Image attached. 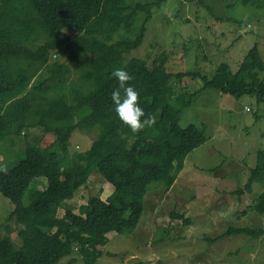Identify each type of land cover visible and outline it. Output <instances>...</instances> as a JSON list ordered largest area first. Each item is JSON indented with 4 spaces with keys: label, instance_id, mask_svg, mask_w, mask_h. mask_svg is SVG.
Here are the masks:
<instances>
[{
    "label": "trees",
    "instance_id": "obj_1",
    "mask_svg": "<svg viewBox=\"0 0 264 264\" xmlns=\"http://www.w3.org/2000/svg\"><path fill=\"white\" fill-rule=\"evenodd\" d=\"M165 1L0 0V142L15 146L25 131L47 129L44 113L51 108L68 116L66 127L56 132L51 143H28L24 157L0 171V194L14 206L6 219V234L0 233V264H58L74 253L85 264H95L102 255L98 247L108 242L107 234L124 235L137 228L149 186L173 187L188 155L207 141L203 128L180 125L181 108L173 101L172 80L191 77L202 82L200 90L185 92L184 106L207 89L236 99L256 96L264 102V60L257 46L248 51L236 72L221 66L211 77L201 72H162L143 58H127L144 42L153 16L149 5L153 9ZM139 13L142 27L133 40H127ZM116 34L119 40L113 41ZM60 49L70 51L68 62L47 63V73L33 78L34 65L47 61L51 52L60 60ZM117 68L132 75L129 83L138 90L145 115L154 119L151 127L132 132L116 117L111 93L117 84L111 74ZM76 131L96 134L84 152L83 178L96 172L114 190L106 200L103 191L91 196L78 213L66 207L61 217L59 210L75 196L64 178L73 164L70 141ZM37 179H46V190L32 186ZM262 181L264 151H259L248 182L234 194L251 192ZM251 209L264 214V191ZM14 225L20 226L21 245L11 237ZM233 235L259 239L264 229L230 227L215 239Z\"/></svg>",
    "mask_w": 264,
    "mask_h": 264
},
{
    "label": "rangeland",
    "instance_id": "obj_2",
    "mask_svg": "<svg viewBox=\"0 0 264 264\" xmlns=\"http://www.w3.org/2000/svg\"><path fill=\"white\" fill-rule=\"evenodd\" d=\"M130 3H152L159 0H128ZM264 0H166L152 9V19L142 46L127 58L139 57L151 68L162 72H201L211 77L217 68L229 66L239 69L248 51L257 46L264 60ZM127 33L133 40L142 27V13ZM72 37L75 32L67 31ZM119 34V33H118ZM116 34L113 41L119 40ZM38 61L30 74L36 78L47 73L46 64L68 62L70 51L60 49ZM264 76V74H262ZM194 80V81H192ZM173 101L181 108L180 125L190 124L205 130L207 141L191 152L184 169L170 189L152 183L145 196V209L137 228L124 235L111 232L108 242L99 246L102 255L95 264H264V236L259 239L246 235L227 236L216 240L230 227L264 229V214L258 215L251 206L264 191V183L256 182L251 192L234 194L248 182L255 168L258 152L264 151V102L256 96L236 99L215 89L201 90L185 105V92L202 88L199 78L187 77L171 82ZM184 106V107H183ZM45 128L29 129L16 138V145L0 142V169H9L23 157L28 143H51L56 132L66 127L68 116L51 108L44 113ZM67 118V120H66ZM77 132V131H76ZM96 134L74 133L72 167L67 180L75 191L74 199L64 203L78 213L81 205L103 191L107 199L113 186L96 172L88 179L82 174L86 168L84 152ZM3 171V170H0ZM32 186L46 190V179L35 180ZM25 204L28 201L25 199ZM14 206L0 194V233L5 235V223ZM184 215V220L174 217ZM188 218V223L185 220ZM13 241L21 245L20 226L14 225ZM215 239V240H212ZM34 246L30 242L29 249ZM85 264L78 253L64 257L58 264Z\"/></svg>",
    "mask_w": 264,
    "mask_h": 264
},
{
    "label": "clouds",
    "instance_id": "obj_3",
    "mask_svg": "<svg viewBox=\"0 0 264 264\" xmlns=\"http://www.w3.org/2000/svg\"><path fill=\"white\" fill-rule=\"evenodd\" d=\"M111 75L115 78L117 84L111 93L116 117L132 132L151 127L154 119L150 115H145V111L140 104L139 92L129 83L133 79L132 75L123 68L113 70Z\"/></svg>",
    "mask_w": 264,
    "mask_h": 264
}]
</instances>
